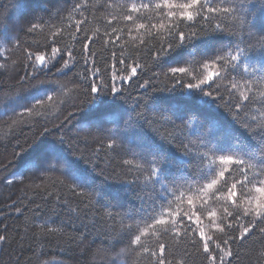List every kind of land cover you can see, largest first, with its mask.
Returning a JSON list of instances; mask_svg holds the SVG:
<instances>
[{
	"label": "snow or ice",
	"instance_id": "6c2138e0",
	"mask_svg": "<svg viewBox=\"0 0 264 264\" xmlns=\"http://www.w3.org/2000/svg\"><path fill=\"white\" fill-rule=\"evenodd\" d=\"M101 11L107 13L99 20L104 30L90 28ZM128 42L134 47L126 54ZM97 44L110 57L97 56ZM142 53L153 67L140 62ZM101 68L111 71L108 83ZM10 70L20 89L39 83L26 96L0 83V120L9 127L39 116L57 90L79 91L81 84L90 109L108 104L118 113L114 127L93 143L127 157L123 173L78 155L71 143V151L60 147L51 159L39 157L35 168L41 184L60 173L56 184L77 204L50 189L45 199L101 227L104 247L94 256L103 255L106 264H125L129 254L172 264L176 253L165 243L171 239L184 243L185 261L196 250L206 264H233L239 248L257 237L264 242V0H10L0 3V76ZM49 73L70 78L65 84L39 80ZM132 85L142 91L133 95ZM120 100H131V107ZM210 116L222 121L215 132L205 131ZM70 118L74 113L60 125L46 119L38 135L52 134L49 123L60 131ZM59 143L67 142L61 136ZM34 146L35 137L17 140L12 160ZM9 163L0 161V172ZM114 187L127 202L106 198ZM63 234L64 222L50 217L25 229L41 242ZM13 242L0 233V246Z\"/></svg>",
	"mask_w": 264,
	"mask_h": 264
},
{
	"label": "trees",
	"instance_id": "16d2710c",
	"mask_svg": "<svg viewBox=\"0 0 264 264\" xmlns=\"http://www.w3.org/2000/svg\"><path fill=\"white\" fill-rule=\"evenodd\" d=\"M4 2H10V0H0V3ZM90 2H94V0H90ZM85 15H88V13H85ZM106 15L107 13L105 12H97V19L89 27L98 26L103 31V25L99 23V20ZM145 39L147 40V37ZM152 43L154 44V42ZM133 47L134 45H131L130 42L125 43L126 54L131 52ZM95 51L97 56L110 57L111 55L100 44H97ZM139 60L142 64L153 67L152 62L147 59L146 53L140 54ZM111 63L109 59L106 67L110 68ZM83 70V66H81L77 69V73H82ZM16 71H20V68L18 67ZM101 74L105 83H108L111 78V71L106 72L104 68H101ZM69 78L58 77L49 73L47 76H40L39 80L45 83L55 81L58 84H65ZM0 83L6 84V91L10 90L12 95L19 94L20 96H26L28 93L35 91L34 86L39 81H32L20 89L17 86L15 72L10 70L8 74L0 76ZM117 84H119V81H117ZM158 86L163 87L164 84L158 82ZM71 87L72 85H69V88ZM78 87L79 91L74 90L69 92L68 89H64L63 91L57 90L55 93H52V101L40 109L39 116L25 118L23 123L18 126L9 127L4 121L0 120V161L4 163L11 161L7 172H0V233L9 235L16 241L11 243L10 246H0V264H16L17 259H19V264H106L103 255H93L104 247L102 241L105 237L102 235L101 227L97 225L94 228L90 219H85L82 216L81 220H76L66 210L57 209L53 197L48 196L45 199V189H50L54 194L67 198L68 203L72 207H76V198H73L71 193L66 190H61L56 184V179L60 176V173L49 174L45 178L44 184H41V180L37 179V177L41 176L42 173L35 172V168L39 163V157L43 156L51 159L56 155L58 148L63 147L65 150H69L68 143L72 144V150L76 148L80 149V152L77 153L78 155H93V159L96 160V163L101 168H107L109 171L115 169L120 173L125 171L121 167V164L122 160L127 157L109 152L99 144L93 143V138L100 136L103 129L114 127L112 121L118 119V113L114 107L108 104L97 105L90 109L83 91L86 85L81 84ZM132 88L133 95H138L142 91L136 90L134 85H132ZM107 100L111 101L112 97H107ZM116 103L124 107H131L132 102L131 100H120ZM73 105H82V107L80 110H77ZM68 112L74 113V118H70L66 122V126L62 127L60 131L53 129L52 123H49L48 127L52 131V134L43 137L38 135L46 119L60 125ZM36 121H39V123H36ZM221 126L222 121L218 117L210 116L206 123L205 131L215 132ZM61 136L67 142L64 145H60L59 143ZM32 137H35L34 149H30L24 153L21 159L13 161L12 152L14 148L19 152V149L16 148L17 140L23 143L25 139ZM85 140L88 141L87 144ZM97 148L100 151L94 154V149ZM96 157H99V159H96ZM53 162L55 161L53 160ZM5 177L11 178L13 183H4ZM35 185H40V187L36 188ZM237 193H239V189H237ZM105 195L107 199L120 197L124 202H127L125 194L116 191L115 187L108 189ZM13 205H18L20 212H17ZM100 206L97 205V207ZM40 217H50L57 225L63 221L64 234L45 239L42 242L25 236V229H30L31 225L38 223ZM5 228L7 229L6 232L4 231ZM212 231L215 232L216 229L213 228ZM22 236H25L23 241L20 240ZM156 242V238L153 237L149 241V245L151 246ZM165 243L176 253L175 256L169 257L172 264H181L182 261L184 264H206L203 255L196 250L192 251L190 262L185 261L183 257L185 245L182 241H172L169 239ZM123 247L124 244H121L115 251H120ZM233 248L235 251L236 246H233ZM238 252L239 254L233 261V264H264V242L258 237L249 241L245 247L239 248ZM107 254L111 256L114 255V252ZM122 259L125 260V264H150L146 256L139 261L131 254L122 257Z\"/></svg>",
	"mask_w": 264,
	"mask_h": 264
}]
</instances>
